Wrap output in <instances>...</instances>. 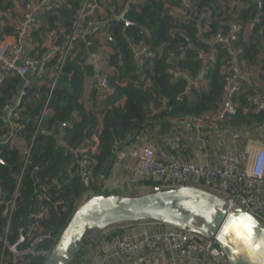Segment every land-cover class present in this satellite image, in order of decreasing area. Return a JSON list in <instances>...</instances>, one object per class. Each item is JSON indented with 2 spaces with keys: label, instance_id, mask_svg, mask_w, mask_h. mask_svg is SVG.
Listing matches in <instances>:
<instances>
[{
  "label": "trees",
  "instance_id": "16d2710c",
  "mask_svg": "<svg viewBox=\"0 0 264 264\" xmlns=\"http://www.w3.org/2000/svg\"><path fill=\"white\" fill-rule=\"evenodd\" d=\"M28 1L0 0V12L13 11L16 2H22L25 10ZM110 1L109 13L116 16H96L107 24V43L112 49L107 60L109 73L105 75L114 92L104 101H97L93 87L91 105L84 102L86 80L96 81L99 75L94 54L100 44L89 35L76 41L56 86L34 82L24 89L18 76L6 78L1 85L0 139L9 132L5 108L24 91L22 111L16 120L21 126L17 137L32 146L25 168L22 150L11 144L0 146V264H44L45 259L37 256L15 261L3 240L15 244L24 234L27 239L47 235L50 238L37 249L51 251L88 192H100L97 183L110 176L116 146L132 141L157 118L150 117V113L161 100H165L167 110L160 115L173 118L200 117L216 108L222 97L224 80L220 70L229 54L227 49L221 44L216 46L218 61L209 75L210 91L193 101L180 97L186 82L170 75L176 69V56L184 55L179 62L181 69L197 74L202 68L197 51L210 50L202 40L218 33L228 35L231 24H238L242 30L234 46L244 49L249 65L258 64L264 44V0H188V7L182 0H144L139 4L119 0L129 3L123 14L118 0ZM80 8V0H65L55 14L41 19L43 27L35 33L40 55L46 52L41 49L46 32L57 33L58 45L65 42L74 30ZM181 9L186 13L178 11ZM198 24H210L209 30L202 32ZM248 31L251 34L246 41ZM14 33L15 26H6L0 29V40ZM142 42L155 52V59L139 66L131 46ZM58 63L56 55L48 62L49 69L55 70ZM45 110L50 113L43 116ZM246 120L239 116L236 122ZM82 148L89 149L91 158L93 183L89 188L78 176L75 150ZM40 195L45 196L41 202ZM13 201L15 207L11 209ZM43 208L48 209V215L36 220ZM36 225L38 229L34 231ZM28 245L21 244L19 249L25 250Z\"/></svg>",
  "mask_w": 264,
  "mask_h": 264
},
{
  "label": "built area",
  "instance_id": "2783aa9c",
  "mask_svg": "<svg viewBox=\"0 0 264 264\" xmlns=\"http://www.w3.org/2000/svg\"><path fill=\"white\" fill-rule=\"evenodd\" d=\"M63 1H28L23 17L15 24V33L0 40V88L6 78L16 76L22 78L24 89L34 82H50L54 87L81 36L89 35L102 44V39L108 40L107 24L98 21L95 15L99 0H80L81 8L72 33L66 36L62 45H58L57 33L46 32L41 47L46 52L40 55V43L35 33L43 27L41 19L55 14ZM142 1L129 0L131 4ZM182 1L188 7V0ZM178 11L186 13L183 9ZM201 25L198 24L202 32L209 30L210 24L205 27ZM241 30L240 25L231 24L228 35L218 33L206 41L203 39L210 50L197 51V58L202 61V68L197 74L180 68L179 62L184 59V55L176 56V69L170 71L173 79L186 82L181 98L193 101L197 95L207 94L210 91L209 75L218 61L216 46L221 44L229 54L222 61L220 72L224 86L216 108L200 117L173 118L160 115L167 110L165 100H161L152 107L150 113V117L157 118L132 141L116 146V158L110 176L100 179L97 183L100 192L90 190L82 204L103 192L123 190L122 186L146 187L152 183L155 189L194 188L207 192L224 201L228 212L238 206L264 225V92L249 72L250 65L244 58V49L234 46ZM131 48L139 66L155 59V52L144 42L132 44ZM56 55L59 56V63L51 71L48 62ZM94 55L97 61L103 60L100 52ZM98 74L96 99L102 102L114 90L105 73ZM24 94L21 91L13 104L4 110L9 132L0 139V146L11 144L22 150L25 168L32 145H26L18 139L17 130L21 126L16 123L22 111L20 106ZM48 112L45 110L43 116ZM239 116L247 120L238 123L236 120ZM250 116L255 118L251 119ZM61 144L66 145L63 142ZM75 154L78 176L89 188L93 183L89 149L75 150ZM190 156L196 159L188 158ZM43 197L39 196L40 202ZM14 207L15 201L10 205L11 209ZM47 215L48 209L43 208L35 219ZM37 229L36 225L34 231ZM47 238L50 236H32L27 239L24 234L15 244L7 239L3 240V244L15 261L27 256L47 259L52 250L37 249ZM24 243H29L28 248L20 250L19 245ZM80 254L76 264H229L226 254L215 241L151 222L113 226L88 235Z\"/></svg>",
  "mask_w": 264,
  "mask_h": 264
},
{
  "label": "water",
  "instance_id": "95a60500",
  "mask_svg": "<svg viewBox=\"0 0 264 264\" xmlns=\"http://www.w3.org/2000/svg\"><path fill=\"white\" fill-rule=\"evenodd\" d=\"M242 216L251 217V224L237 235L231 224ZM143 222L179 228L215 241L229 264H264V225L238 206L228 212L224 201L194 188H156L132 197L93 196L74 213L44 264H76L88 235ZM226 228L230 229L227 233Z\"/></svg>",
  "mask_w": 264,
  "mask_h": 264
},
{
  "label": "crops",
  "instance_id": "0c3cea01",
  "mask_svg": "<svg viewBox=\"0 0 264 264\" xmlns=\"http://www.w3.org/2000/svg\"><path fill=\"white\" fill-rule=\"evenodd\" d=\"M112 1L110 0H101L99 3V8L96 11V16L98 17H103V18H108L111 19L112 17H115L116 14L113 13H109L110 10V3ZM119 4L124 5L121 6V9L125 11V9L128 8V1L125 4L120 3V1L118 0ZM141 3V2H140ZM23 5L22 2H16V8L13 11H7V12H0V29H3L6 26H10L13 27L15 26V24L17 23V21L19 19H21L25 13V10L23 9ZM121 12L120 14L124 13ZM43 22V21H42ZM250 37V34H249ZM249 37L246 35L245 36V40L247 41L249 39ZM102 41L104 42V44H102L101 41H99L100 44V49L98 52H100L103 60H105L104 62H106L107 56L106 54H110L112 52V49L108 47V43L105 39H102ZM107 63V62H106ZM249 72L252 73V75L254 76V82L256 83V85L260 88V90L262 92H264V44L262 45V49H261V55L258 59V64L249 67ZM92 95V92H90V96ZM87 96L85 95L84 98V102L87 104V106H90L91 103L88 105L87 101H86ZM172 154H175V152H170ZM190 159H196L193 158V156L188 157ZM123 190H116L119 192L120 195L126 196V197H132V196H140V195H144L147 193L152 192L151 190L147 189L148 187H132V186H122ZM111 190H109L110 192ZM116 191H111L110 194H117ZM1 195V192H0ZM142 229V228H141Z\"/></svg>",
  "mask_w": 264,
  "mask_h": 264
},
{
  "label": "rangeland",
  "instance_id": "374dc122",
  "mask_svg": "<svg viewBox=\"0 0 264 264\" xmlns=\"http://www.w3.org/2000/svg\"><path fill=\"white\" fill-rule=\"evenodd\" d=\"M124 10V9H123ZM123 10H121L120 11V13L121 12H123ZM249 34H251V33H249V31L246 33V35L249 37ZM110 54H106V56H107V59H108V56H109ZM96 55H94V58H95V60H96V57H95ZM95 64H96V68H98V72H102V73H105V74H108L109 73V70H108V64L106 63V64H104V60H96V62H95ZM95 84H96V81H93V80H91V79H88V80H86V82H85V92H84V98H85V95L87 96V98H86V101H87V103H88V105L91 103V96H90V92H92V89H93V87H95ZM90 102V103H89ZM50 113V111L48 112V114ZM148 188L147 189H149V190H151V191H153L154 189H155V187H154V185H151V186H147ZM114 191H116L115 189H114ZM116 193L117 194H119V192L118 191H116ZM105 194H108V193H105ZM81 256V254L80 255H78V258Z\"/></svg>",
  "mask_w": 264,
  "mask_h": 264
},
{
  "label": "clouds",
  "instance_id": "9594fccd",
  "mask_svg": "<svg viewBox=\"0 0 264 264\" xmlns=\"http://www.w3.org/2000/svg\"><path fill=\"white\" fill-rule=\"evenodd\" d=\"M246 221L248 223H246ZM251 224V217H247V216H242L239 219L233 220L232 224H231V229L232 230H236L237 231V235H240V229L241 228H245V227H249ZM230 229L226 228L225 232L227 233Z\"/></svg>",
  "mask_w": 264,
  "mask_h": 264
},
{
  "label": "bare ground",
  "instance_id": "6f19581e",
  "mask_svg": "<svg viewBox=\"0 0 264 264\" xmlns=\"http://www.w3.org/2000/svg\"><path fill=\"white\" fill-rule=\"evenodd\" d=\"M87 201H88V200H87ZM87 201H86V202H87ZM86 202H85V203H86ZM85 203H83V204H85ZM83 204H82V205H83Z\"/></svg>",
  "mask_w": 264,
  "mask_h": 264
}]
</instances>
